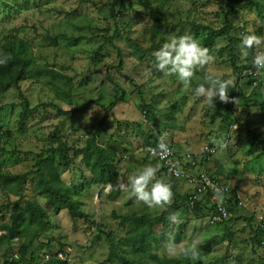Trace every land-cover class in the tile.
I'll return each mask as SVG.
<instances>
[{
    "label": "rangeland",
    "instance_id": "rangeland-1",
    "mask_svg": "<svg viewBox=\"0 0 264 264\" xmlns=\"http://www.w3.org/2000/svg\"><path fill=\"white\" fill-rule=\"evenodd\" d=\"M114 1L0 0V45L15 34L28 44L31 61L20 86L30 109L24 126V99L18 89L0 96V131L9 132L0 141V173L4 174L0 177V226L11 223L12 207L20 199L4 176L27 172L31 177L23 185L20 208L31 201L47 212L49 222L45 230L36 231L39 224L26 220L28 227L22 236L9 246L2 243L0 253L19 251L33 239L31 251L40 264H46V256L55 258L56 253L71 264H123L124 260L157 264L152 256L162 261L187 258L183 264H264V244L254 245L251 240L260 218L264 221V106L247 109L240 101L228 112L224 107L227 100L209 104L194 94L196 85L209 73L232 79L229 98L240 74L233 63L242 69L254 55L252 49L247 56L241 54V35H264V0H238V14L229 18L234 26L229 35L219 33L226 27L219 0H121L113 9L116 18L111 14ZM192 23L200 27L191 35L209 49L213 60L197 68L185 88L174 74L155 69L152 53L171 36L190 34ZM114 34V44L106 41ZM99 47L102 57L96 55ZM119 51L124 61L120 70ZM48 71L64 78L57 79ZM257 81L264 101V70ZM247 89V93L253 90L251 86ZM114 101L116 105L109 108ZM151 135L163 137L180 153L196 155L195 175L218 177L230 188L218 199L225 207L230 201L226 220L211 221L213 215L204 197L196 210L188 206L185 197L193 187L164 176L162 166L146 153ZM93 136L110 152L122 176L114 184L99 187L91 183L92 173L81 155L67 165L59 156L50 159L60 175L55 186L67 187L77 210L87 215L73 218L57 200L50 204L39 187L37 155L49 157V150L62 141L71 148L68 155L72 156ZM146 164H159L157 176L171 185L173 196L168 204L148 207L126 187L128 178ZM237 199L242 206H235ZM172 207L180 222L170 225L165 216L154 229L156 239L151 238L145 251L126 243L131 225L123 224L122 218H154ZM170 232L177 241L197 237L198 256L179 251L166 254L160 244ZM4 233L0 231V235ZM206 245L209 250L204 252ZM24 260L30 264L29 255Z\"/></svg>",
    "mask_w": 264,
    "mask_h": 264
},
{
    "label": "trees",
    "instance_id": "trees-1",
    "mask_svg": "<svg viewBox=\"0 0 264 264\" xmlns=\"http://www.w3.org/2000/svg\"><path fill=\"white\" fill-rule=\"evenodd\" d=\"M121 0H115L112 3V10L111 14L114 18L115 13L113 9L118 5V2ZM221 4V10L225 16V23L226 27H223L219 33L220 35H225L230 33L232 28L234 27L229 18L231 16H235L238 14V0H219ZM200 26L197 24L192 23L190 34H193ZM213 33V31H212ZM210 36V35H209ZM116 37V34H114L112 37H110L108 40L109 43L114 44V39ZM234 39L231 38V41ZM102 47H99L96 51V55L99 57H102L101 54ZM98 57V60H99ZM119 57V66L118 69L123 68V58L122 54L119 51L118 52ZM31 66V61L28 56V44L23 39L17 37L15 34H10L6 38V41L0 45V96L12 89H18L19 94L24 99L23 103V112L21 114V125L24 126V121L27 118V115L30 111L29 109V103L24 97V94L21 90V83L27 78V75L29 74V69ZM235 71L240 70V74L237 79L236 85L232 88L229 98L224 103V107L228 112H233L235 109V105L237 102L242 101L245 107L252 108L256 107L258 105L264 106V101L262 100V87L261 83H259L258 79H253L251 75H249L247 72L250 69H255L252 65V59H250V62L245 64L242 69L238 68L235 63H233ZM52 73L57 79L64 78V76L60 75L57 72L54 71H48ZM247 78V79H246ZM245 81V83H240L241 81ZM255 85V87L253 86ZM250 86L253 88V90L250 93L248 92L247 88H250ZM139 90V89H138ZM139 94L141 92L139 91ZM123 97V96H122ZM121 97V98H122ZM255 97H258L260 100L257 101ZM117 101H114L111 103L109 108H113L116 105ZM147 108V106H143ZM69 114L72 113V111L68 112ZM106 113H108V110H106ZM107 118V115L105 119L102 122H105ZM9 135V132L3 133L0 131V141L3 138V136ZM160 139L155 137V135H151L149 138V141L147 142V145H145V149L147 148H156L158 142ZM86 146L81 149H76L75 153L70 156L68 155V152L71 150L65 142L60 141V145L56 149H50L49 150V157H42V155H37V162H36V176L38 178V185L42 189H44L46 196L48 198V201H50V204H53L54 200H57L63 209L68 210L70 215L75 218H86L87 215L83 212L77 210L75 206V200L69 196V190L67 187L62 186H55V183H59V172L57 171L54 163L50 160L53 159L56 156H59L65 163L71 164L75 161L76 157L78 155L82 156V162L86 165V167L91 171V183L94 185H97L99 187H106L108 185L116 183L122 176L120 171L117 168V165L114 163L110 156V152L100 146L97 142V139L95 136L88 138L86 141ZM171 145V144H169ZM173 147V145H171ZM175 148V147H173ZM176 149V148H175ZM176 151L179 153L180 151L176 149ZM147 153V152H146ZM148 154V153H147ZM154 161L158 162L162 166V171L164 173V176L169 177L173 181H179L178 179H174L171 175L167 173V170L162 162H160L156 158H152ZM189 166H191L189 164ZM192 170V167H191ZM46 172H49L50 175ZM193 172V170H192ZM4 175V174H2ZM0 173V177L2 176ZM195 175V174H194ZM31 177V173L27 172L24 174H18V175H12V174H6L4 176L5 182L9 183L13 186L15 189V194L19 195L20 199L19 201H16L13 205L14 214L11 216V223H4L0 226V231L5 232L4 234L0 235V246L2 243H6L8 246L10 243L18 239L22 236L23 232L27 229L28 225L25 224L26 220H29V223L36 221L39 224V227L36 231H43L46 229L47 226H49V222L47 221V212L42 209L39 205H35L31 201H25L24 208H20V205L22 203V200L24 199L23 195V185L28 180V178ZM210 177V176H209ZM212 181L221 183L218 179V177H210ZM182 181V180H180ZM185 182V181H184ZM191 185V184H190ZM192 186V185H191ZM193 187V186H192ZM0 189L2 191V183L0 184ZM230 188L228 189L229 193ZM193 193V192H192ZM191 194L188 195V197H185L186 202L188 203V206L192 209H197L202 202L198 200L194 203V206L191 207L190 205V197ZM211 191H208L203 196L205 198V201H207L208 209L211 211L212 215L218 214V201L212 199ZM224 195V193H222ZM227 202V212H229L228 204H230V201ZM235 206H242V202L237 199L235 201ZM232 205L230 206V208ZM173 208L171 211H173ZM169 212H166L162 214L161 216L150 218L148 216H136L133 215L132 217L125 216L122 218V223L125 224V222L130 223L131 229H129L127 233V237L125 238L126 243L129 244L133 249L136 251H145V246L150 242L151 238L154 240L156 239L154 229L155 227L160 224L164 217L168 215ZM229 215V213H228ZM213 216L211 218V221L213 223L215 222H221L226 219L216 220L213 221ZM229 217V216H228ZM248 223L252 222V218H245ZM260 226L257 227L254 233V237L251 238L252 243L254 245H262L264 244V221H258ZM95 224V222H94ZM27 226V227H26ZM34 240H30L27 243H23L22 247L19 249V253L21 256V260L24 263V259L29 255L30 256V264H40L38 263L35 258L34 252L31 251L33 247ZM204 252L209 250V247L206 245L204 249H202ZM9 250H5L4 253H2V258H6L8 255ZM203 253V252H202ZM157 264H183L188 259L186 258H180L178 260L175 259H165V260H159L155 256L151 257ZM27 264V263H24ZM46 264H71L68 259L60 258L58 257V253H56L55 258L47 260ZM123 264H135L134 262H131L129 260H124Z\"/></svg>",
    "mask_w": 264,
    "mask_h": 264
},
{
    "label": "clouds",
    "instance_id": "clouds-1",
    "mask_svg": "<svg viewBox=\"0 0 264 264\" xmlns=\"http://www.w3.org/2000/svg\"><path fill=\"white\" fill-rule=\"evenodd\" d=\"M240 52L243 56L248 55L249 49H252V65L259 72L264 70V35H257L254 32H246L240 38ZM152 56L154 57V67L164 75L174 74L183 87L188 88L194 71L213 60L209 49L204 47L199 40L191 34L171 36L166 39L162 45L156 49ZM231 78H222L217 75L205 73L203 82L196 85L194 94L203 96L205 100L212 104L216 99L226 101L228 99L227 89L232 85ZM164 156L170 152L169 145L161 137L155 149ZM159 164H146L142 169L131 175L128 180V187L139 202H143L148 207L163 206L168 204L173 196L172 187L162 176H157ZM215 198L222 199V191L215 190ZM170 225L180 222L179 214L176 211H170L166 217ZM186 244V246H185ZM199 240L192 237L187 242L177 241L174 233H168L161 242L160 247L166 254H174L177 251L184 255L196 258L199 254Z\"/></svg>",
    "mask_w": 264,
    "mask_h": 264
},
{
    "label": "built area",
    "instance_id": "built-area-1",
    "mask_svg": "<svg viewBox=\"0 0 264 264\" xmlns=\"http://www.w3.org/2000/svg\"><path fill=\"white\" fill-rule=\"evenodd\" d=\"M249 75L253 77V79H258L260 77L261 71H257L256 69H250L247 72ZM169 145V144H168ZM170 152L161 156L159 154V150L153 152L151 149L155 148H147L146 152L151 158H156L160 162H162L167 170V173L171 175L174 179L186 181L188 184L193 186V193L190 197V205L194 206V203L200 200L206 192L211 191L212 194L215 193L217 188L221 189L222 193L228 194L229 187L224 183H218L211 180V178L205 174L201 173L198 175H194L191 170V167L195 166L196 155H193L188 152L178 153L175 148L171 145ZM208 153L213 154L215 151L213 149L206 148ZM189 164L191 166H189ZM212 199L216 202L218 199L215 198V195L212 196ZM218 214L213 216V221L226 219L228 218V212L225 206L218 203ZM260 221H263V218H260ZM58 257L63 258L61 253H58ZM51 256H46L45 261L50 260ZM0 264H24L21 260V256L19 251H15L8 255L6 258H2V253H0Z\"/></svg>",
    "mask_w": 264,
    "mask_h": 264
},
{
    "label": "crops",
    "instance_id": "crops-1",
    "mask_svg": "<svg viewBox=\"0 0 264 264\" xmlns=\"http://www.w3.org/2000/svg\"><path fill=\"white\" fill-rule=\"evenodd\" d=\"M181 151V150H180Z\"/></svg>",
    "mask_w": 264,
    "mask_h": 264
}]
</instances>
